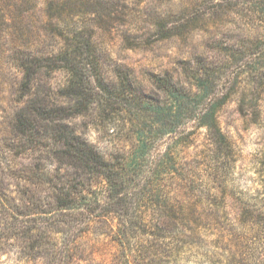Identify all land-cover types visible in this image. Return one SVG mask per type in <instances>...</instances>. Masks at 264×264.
<instances>
[{"label": "trees", "instance_id": "obj_1", "mask_svg": "<svg viewBox=\"0 0 264 264\" xmlns=\"http://www.w3.org/2000/svg\"><path fill=\"white\" fill-rule=\"evenodd\" d=\"M157 1L0 0V241L12 234L8 239L22 237L39 251L47 235L92 231L123 249L181 248L203 243L215 231L219 215L203 216L189 204L160 206L159 181L135 174L149 152L145 135L138 132L130 158L115 164L112 152L78 128V121L108 108L112 41L120 38L128 50L151 40L187 41L190 23L208 30L215 25H209L212 16L242 23L238 50L252 68L239 108L243 115L248 111L246 98L264 78V0H171L162 10L150 9ZM196 75L188 90L173 78L156 80L171 99L172 132L190 121L206 129L212 153L233 157L218 122L221 105L208 88V64L200 63ZM171 154L163 160H173Z\"/></svg>", "mask_w": 264, "mask_h": 264}, {"label": "rangeland", "instance_id": "obj_2", "mask_svg": "<svg viewBox=\"0 0 264 264\" xmlns=\"http://www.w3.org/2000/svg\"><path fill=\"white\" fill-rule=\"evenodd\" d=\"M170 4L171 0H159L149 8L162 10ZM211 20L209 25H215L208 30L193 20L187 41L151 40L137 50H128L120 38L112 41L113 60L106 61L112 86L108 108L77 124L94 145L113 153L115 164L130 158L138 132L145 135L149 152L135 174H150L159 181L160 206L175 210L189 204L199 207L203 216L219 215L215 231L211 229L203 243L181 248L167 243L123 249L92 231L47 235L39 250L42 257H35L39 251L31 250L22 237L8 239L10 234L0 241V264H259L264 260V78L255 83L258 91L246 98L250 107L243 115L239 107L252 65L238 50L244 38L242 23L234 17ZM202 62L209 66L208 88L221 105L218 122L232 144L233 157L225 151L212 153L206 129L190 121L172 132L171 99L156 80L173 78L180 89L188 90L197 82ZM154 107L160 111L154 112ZM170 153L173 160H163ZM231 234L237 242L233 246L228 242Z\"/></svg>", "mask_w": 264, "mask_h": 264}]
</instances>
